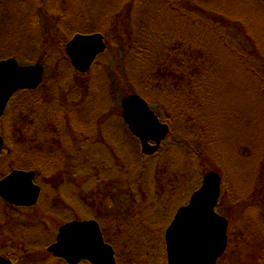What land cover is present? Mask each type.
<instances>
[{"label": "trees", "instance_id": "trees-1", "mask_svg": "<svg viewBox=\"0 0 264 264\" xmlns=\"http://www.w3.org/2000/svg\"><path fill=\"white\" fill-rule=\"evenodd\" d=\"M55 1L62 3L60 10L51 8L52 0H0V50L8 51L0 56V61L12 57L27 65L40 63L46 69L47 57L54 48V53L61 51L72 70L65 48L75 35H104L107 27H114L117 32L123 30L124 36H119V48L114 52L104 36L105 54L111 52L116 62L124 54L125 76L115 68L112 70L116 73L115 81L124 80L128 93L140 95L158 109L161 122L170 126V134L160 149L146 156L138 139L122 122V129L128 134L125 143L132 140L137 144L140 158L118 157L113 151L116 156L109 169L100 160L87 156L85 144L84 153L80 150L75 153L83 157L85 177L92 179L91 184L95 181L96 188H90L95 192L90 194L94 198L90 202H98V223L106 242L115 249L117 263L128 264L122 258L125 254L135 260L133 264L167 263L165 238L153 235L151 228L163 211L177 203V198L183 195L188 198L202 185V177L209 172L203 169V160L214 150L220 152L214 137L218 127L230 122L234 110L223 102V96L231 91L239 98L254 97L263 130L257 137L259 152H254L252 158L254 181L239 195L238 190L230 195L222 191L225 181L221 177L222 195L216 210L225 215L226 196L229 199L236 196L231 197V207H239L242 212L236 213L231 208L232 217L242 214L256 231L241 241L247 247L244 251L247 261L238 264H264V3L261 0ZM92 11H99V19L105 23L97 22ZM12 45L23 46L24 50H12ZM36 48L41 49V57L36 56ZM27 50L29 54L22 53ZM239 77L246 78V85L235 87L234 81ZM108 78L111 79L109 72ZM42 86L14 94L0 118V123L5 124L0 133L6 143L19 140L16 145L20 150L8 153L12 159L24 160L33 149L42 151L37 144L42 138L32 136L35 127L53 122L48 117V99L40 95ZM181 132L183 138L178 141L176 136ZM36 154L35 161L39 152ZM45 157L39 159L46 165ZM39 166L28 163L16 167L34 171L37 182ZM196 176L197 183L190 189ZM172 207L174 211L176 205ZM111 208L114 209L109 212ZM154 209L153 218L147 217ZM159 223L163 224V219ZM105 224L109 231L118 230V239L108 241Z\"/></svg>", "mask_w": 264, "mask_h": 264}, {"label": "rangeland", "instance_id": "rangeland-1", "mask_svg": "<svg viewBox=\"0 0 264 264\" xmlns=\"http://www.w3.org/2000/svg\"><path fill=\"white\" fill-rule=\"evenodd\" d=\"M52 3L51 8L53 9L60 10L62 7L60 1L52 0ZM92 15L100 24L105 23L103 19H99V11H92ZM123 27L120 25L121 29ZM104 36L105 40L111 42L112 52H114L119 48V36H124V31L117 32L116 28L107 27ZM11 47L16 51L24 50L23 46L12 45ZM7 52V50H0V56ZM24 52L26 55L30 51L22 53ZM35 52L36 56L41 57V49L36 48ZM51 55L49 54L47 57L40 95L48 99L46 102L48 117H51L53 122L46 124L44 120L45 124L35 127V132L32 135L33 139L37 135L42 138L37 143L42 151L33 149V152L27 154L24 160L12 159L8 155L9 151L20 150L16 145L19 140L15 138L11 143H6L3 139L5 144L0 153V166L2 167L0 178H4L13 169H17V165L40 164L39 181H35V183L40 186L42 192L36 205L29 208L15 207L0 198V254H2L0 256L8 260H12L10 259L12 257L16 264H45V262L46 264H63L64 262L59 259L56 260L53 253L47 251V248L55 242L61 225L71 221H98L99 213L96 208L98 202L94 200L90 202L94 199L90 194L95 195V192L92 191L96 188L95 181L93 180L94 182L91 184L89 180L92 179L85 177L83 162L77 160L75 156V153L81 150L84 144L88 148L86 149L87 156L105 163L108 169L116 156L113 151L118 154V157L140 158L137 144L132 140L130 143H125L128 141V134L122 129L121 124L123 122L121 101L130 95L128 86L124 80L115 81L116 73L112 72L116 68L117 72L123 73L125 76L124 54L121 53L119 61L116 62L111 52L106 54L104 52V55L98 58L94 69L84 74H78L75 69H69L61 51L54 53L53 48ZM18 63L20 66L27 65L21 61ZM108 72L111 74V79L108 78ZM229 77L231 78V76ZM244 85H246L245 77H239L234 81L235 87ZM75 86L76 88L78 86V89H74ZM223 102H227L234 110L230 122L218 127L217 136L214 137L219 142L218 150L221 153L217 150L210 152L203 160V169L209 170V172L216 171L223 177L225 184L222 191H228V194L231 195L235 190H238L239 195L254 181V169H252L254 159L252 158L254 152L256 154L259 152L257 137L263 130L262 117L260 110L256 107L254 97L251 95L239 98L230 91L223 96ZM151 108L159 116L158 109ZM4 126V123H0L1 128ZM176 137L180 141L183 138V132L180 135L178 133ZM192 139L194 138L192 137ZM170 141L171 139L168 142L170 143ZM37 152H39V156H46L45 158L48 159L46 165L42 163L39 156L35 161L34 157L37 156ZM71 169L72 171H70ZM67 174H69L68 179L66 178ZM196 179L197 176L189 188L197 183ZM84 183L86 184L81 188L80 184ZM59 184L61 185L57 187ZM191 195L188 198L184 195L177 198L176 204H171L169 210L163 211L160 218L154 222L151 233L164 239L165 231L174 219L175 212L188 204ZM231 197L236 198V196H230V199L227 196L225 198V210L228 215L226 213L221 215L216 210L229 222L228 232L229 242H231L227 254L220 259L218 264H238L241 263L240 261H247V255L244 254L247 247L241 241L248 234L256 233L253 231L255 229L253 223L248 224V219L241 213V215L232 217L231 208H235L231 207ZM183 199L186 200L181 203ZM174 205L176 207L174 211H171ZM110 207H114L113 204ZM113 209L108 211L111 212ZM155 210L148 212L147 217L152 216V219ZM235 210L236 213L237 211L238 213L242 212L239 207ZM170 216L172 219L169 221ZM161 219H163V224L159 223ZM150 223L152 222L150 221ZM104 228H106L104 233L109 242L118 239V230L114 228L112 230L109 227L111 230L109 231L106 224ZM122 258L128 264H133L135 261L128 254Z\"/></svg>", "mask_w": 264, "mask_h": 264}, {"label": "water", "instance_id": "water-1", "mask_svg": "<svg viewBox=\"0 0 264 264\" xmlns=\"http://www.w3.org/2000/svg\"><path fill=\"white\" fill-rule=\"evenodd\" d=\"M264 3V0H261ZM101 33L77 34L65 48L70 64L84 74L106 51ZM45 67L40 63L20 66L15 58L0 61V118L13 95L23 90H36L44 81ZM124 123L141 144V152L154 155L170 134V126L161 122L149 102L140 95H128L122 101ZM5 141L0 135V153ZM35 172L13 170L0 180V198L15 207L29 208L39 201L41 188L35 183ZM202 185L193 191L188 204L180 207L165 231L167 264H217L228 247L229 222L216 212L222 195L221 176L207 172ZM47 248L66 264H118L115 249L103 236L96 220L71 221ZM0 264L12 261L0 256Z\"/></svg>", "mask_w": 264, "mask_h": 264}, {"label": "flooded vegetation", "instance_id": "flooded-vegetation-1", "mask_svg": "<svg viewBox=\"0 0 264 264\" xmlns=\"http://www.w3.org/2000/svg\"><path fill=\"white\" fill-rule=\"evenodd\" d=\"M79 135H81V134H79ZM83 143V142H82ZM81 144V143H80ZM84 147L83 148H81V150L79 151V152H82V153H84ZM79 155L80 154H78V155H76V157H77V160H79V161H81V162H83V157L82 158H80L79 157ZM83 156V155H82ZM69 169V168H68ZM68 173H69V171H68ZM41 192H42V190H41ZM110 212V211H109ZM62 226V225H61ZM61 228V227H60ZM59 228V229H60ZM59 229H58V233H59ZM58 233H57V235H58ZM57 235H56V237H57ZM56 237H55V239H56ZM55 241V240H54ZM84 262H87V261H83L81 264H83Z\"/></svg>", "mask_w": 264, "mask_h": 264}]
</instances>
